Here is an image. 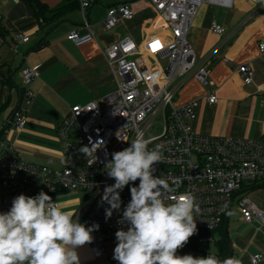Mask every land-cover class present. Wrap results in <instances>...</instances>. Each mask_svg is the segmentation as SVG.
Here are the masks:
<instances>
[{
  "label": "built area",
  "instance_id": "2783aa9c",
  "mask_svg": "<svg viewBox=\"0 0 264 264\" xmlns=\"http://www.w3.org/2000/svg\"><path fill=\"white\" fill-rule=\"evenodd\" d=\"M149 1L163 20L166 34H152L140 44L125 36L105 49L117 88L100 101L71 107L58 128L64 157L61 167L24 160L8 137L10 128L21 131L26 123L24 103L33 96L29 86L39 77L40 67L21 69L26 87L20 103L11 112L5 113V99L0 96V131L4 130L0 136V213L9 211L14 198L20 194L34 197L44 191L52 197L63 191L81 192L83 197L73 213V220L77 219L86 227L99 225V229L91 233V251L97 258L104 255L105 243L117 230H127L128 224L118 221L130 202V187L139 184L137 180L125 186L120 192V208L106 219L110 205L102 197L105 187L115 181L108 176L105 165L114 152L129 147L137 137L149 141V150L160 148L161 160L153 167L154 174L172 189L162 192L165 202L171 203L174 197L186 192L195 197L200 207V214L195 216L197 232L193 241L196 245L216 244L215 234L203 232L218 229L233 204L238 206L243 220H256L260 228L264 227V211L246 194L247 188L264 178V141L200 134L191 124L198 102L174 103L181 88L192 78L207 89L210 104L218 102L211 88L213 81L206 60L196 57L188 40L192 21L206 0ZM209 1L232 4V0ZM80 2L87 23L85 14L91 1ZM133 14L128 4L111 6L101 25L104 30H111ZM212 30L219 34L225 31L218 24H213ZM18 37L22 42L30 40L22 33ZM67 38L81 45L95 39V34L90 27L85 32L73 29ZM260 49L264 53V42L260 43ZM163 60L166 65L162 64ZM238 71L246 84L253 82L249 64L239 65ZM85 147L92 155L81 151ZM53 202L58 204L54 199ZM197 248L195 253L199 257L215 255ZM263 258L264 255L258 253L251 255L250 260L258 264Z\"/></svg>",
  "mask_w": 264,
  "mask_h": 264
},
{
  "label": "crops",
  "instance_id": "0c3cea01",
  "mask_svg": "<svg viewBox=\"0 0 264 264\" xmlns=\"http://www.w3.org/2000/svg\"><path fill=\"white\" fill-rule=\"evenodd\" d=\"M42 1L52 8L71 4L69 0ZM90 1L85 14L87 23L78 7L67 11L60 21L41 28L28 1L0 0V25L4 29L3 35L0 34V96L5 100L10 97L5 113L19 104L22 93L15 86L1 84L2 79L10 76L25 89L21 69L40 67L39 77L29 86L33 96L24 103L26 123L21 131L12 127L8 133L19 155L28 162L61 167L64 157L58 128L71 107L100 101L117 87V79L105 54L110 44L125 36L140 44L152 34H166L164 22L149 0ZM118 4H128L133 17L122 19L111 30H104L102 20L109 7ZM213 24L224 27V33L213 31ZM89 27L95 39L76 45L67 38L71 30L85 32ZM20 33L28 35L30 40L22 42L18 37ZM188 40L196 57L206 60L213 81L211 88L218 96V102L210 104L207 89L195 78L181 88L174 102L176 105L192 100L198 102L191 119L193 129L205 135L264 141V53L260 49V43L264 42V0H232L230 6L206 0L192 21ZM244 63L253 70L250 84L244 82L238 71V66ZM246 194L264 211V178L247 188ZM82 197L78 191H63L52 196L63 210L72 213L79 207ZM234 205L224 218L225 234L231 242L229 249L231 252L232 246L234 250L229 258L235 257L241 264H253L251 255H264V227L260 228L256 220H243L237 205V213L232 217ZM215 235L218 241L221 230ZM91 243L75 249L79 264H119L113 258L118 243L115 236L105 243L104 255L99 258L92 254ZM184 249L185 252H179L180 256L199 257ZM217 251L218 244H215L211 253ZM258 264H264V258Z\"/></svg>",
  "mask_w": 264,
  "mask_h": 264
},
{
  "label": "clouds",
  "instance_id": "9594fccd",
  "mask_svg": "<svg viewBox=\"0 0 264 264\" xmlns=\"http://www.w3.org/2000/svg\"><path fill=\"white\" fill-rule=\"evenodd\" d=\"M148 143L137 137L129 147L114 152L105 165L115 181L105 187L102 197L110 205L106 219L120 208L125 186L139 180L138 186L130 187V202L118 221L128 228L116 231L113 258L119 264H241L235 257L221 261L211 254L177 255L197 232L195 216L200 207L187 192L165 202L162 192L172 189L154 174L161 151L159 146L149 150ZM81 151L92 155L87 147ZM98 229V224L86 227L73 220V213L63 210L44 191L34 197L20 194L9 211L0 213V264H79L75 249L91 242V233Z\"/></svg>",
  "mask_w": 264,
  "mask_h": 264
},
{
  "label": "trees",
  "instance_id": "16d2710c",
  "mask_svg": "<svg viewBox=\"0 0 264 264\" xmlns=\"http://www.w3.org/2000/svg\"><path fill=\"white\" fill-rule=\"evenodd\" d=\"M28 1V3L30 4L31 8L34 11V14L36 16V18L39 21L40 27L43 28L45 27V25H49L52 23H56L58 21L61 20V18L65 15V13L67 11H70L72 9L81 7V2L80 0H69L71 1V4H65V5H61L58 7H49V5L45 2H43L42 0H26ZM3 26L0 25V34L3 35ZM45 42V40L43 41ZM41 45V44H40ZM39 45V46H40ZM10 76H8V78H3L2 79V83L3 85H7L11 88H13L14 86L17 87V89L19 90L20 93H24V88L21 87L19 84H17L16 81L11 80V78H9ZM9 98H7V100L4 101L3 104V109L6 110V108L9 105ZM21 101V99H20ZM19 101V103H20ZM4 130L0 131V136L3 134ZM225 222L223 220V223L221 224V226L214 230V231H204V233H212L215 234L217 233L219 230H221L222 236L220 237V239L216 242V244H218V251L216 252V257L218 259H227L229 258V254L230 252V244L228 242L229 237L225 234ZM186 248L187 251L192 252L193 253L196 252V250H198L196 243L193 241V236L190 237L189 241L187 242V244L184 246Z\"/></svg>",
  "mask_w": 264,
  "mask_h": 264
},
{
  "label": "rangeland",
  "instance_id": "374dc122",
  "mask_svg": "<svg viewBox=\"0 0 264 264\" xmlns=\"http://www.w3.org/2000/svg\"><path fill=\"white\" fill-rule=\"evenodd\" d=\"M162 64L163 65H166L167 64V62H166V60H163L162 61ZM110 67V66H109ZM116 82V81H115ZM22 83H23V85L24 86H26V84L24 83V81H23V78H22ZM114 84H111V86H113ZM117 88V87H116ZM116 88L114 89V90H116ZM112 90L113 89H111L109 92H107V94L108 93H111L112 92ZM113 90V91H114ZM106 95V94H105ZM104 95V96H105ZM103 96V97H104ZM178 97V94L176 95V98ZM5 117V115H2V118H4ZM80 197V196H79ZM237 213V208H236V205H234V207H233V211H232V217H234V215ZM232 220V219H231ZM197 247H201L202 249H204V250H208V251H214V249H215V244H213V243H210L209 245H203V244H198L197 245ZM179 252H185V249H184V247L183 248H181V249H178V251H177V255H179Z\"/></svg>",
  "mask_w": 264,
  "mask_h": 264
},
{
  "label": "water",
  "instance_id": "95a60500",
  "mask_svg": "<svg viewBox=\"0 0 264 264\" xmlns=\"http://www.w3.org/2000/svg\"><path fill=\"white\" fill-rule=\"evenodd\" d=\"M48 36V33H46V35H45V37H47ZM229 243H231L230 241H229ZM234 253V250H233V247L231 246V255Z\"/></svg>",
  "mask_w": 264,
  "mask_h": 264
}]
</instances>
